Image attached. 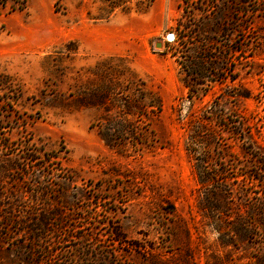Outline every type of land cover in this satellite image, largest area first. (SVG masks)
<instances>
[{
    "label": "rangeland",
    "instance_id": "1",
    "mask_svg": "<svg viewBox=\"0 0 264 264\" xmlns=\"http://www.w3.org/2000/svg\"><path fill=\"white\" fill-rule=\"evenodd\" d=\"M117 1L0 6V264H264L263 194L214 122L255 115L264 147V0ZM218 16L244 27L220 39L239 50L191 99L181 62L198 42L164 37L202 24L208 38ZM196 132L217 135L202 176ZM108 221L137 248L112 246Z\"/></svg>",
    "mask_w": 264,
    "mask_h": 264
},
{
    "label": "trees",
    "instance_id": "2",
    "mask_svg": "<svg viewBox=\"0 0 264 264\" xmlns=\"http://www.w3.org/2000/svg\"><path fill=\"white\" fill-rule=\"evenodd\" d=\"M9 0H0V6L6 7ZM140 2L141 0H118L116 5H114V8H121L122 10H128V3L130 2ZM25 2V1H24ZM21 3L18 6L13 7V9L18 10H24L25 9V3ZM206 1L203 2L205 4ZM209 2V0H208ZM207 2V3H208ZM219 1L212 2L211 8L215 9H221L224 6V4L228 5V8L232 9L234 12H241L242 10H245L244 6H248L252 2V0H223L220 5L218 4ZM152 1L149 0L148 4L144 8H140L138 10L140 11H146L148 8H150ZM219 6L218 8H216ZM256 12V11H254ZM112 13L108 15L106 18H100V19H108ZM219 14V13H218ZM219 16L215 18V20L212 22L211 29L214 32V35L209 36L205 35V26L200 24L197 26V30L194 31V36L192 33V29L186 28L185 33L181 31L180 25L177 26L176 30V38L177 43H180L183 48L187 47L190 40H197L198 44L195 49H192L193 53H189L185 55L184 61L181 62L182 68L184 69V74L182 77L183 83L186 85V87L189 89V97L193 99L195 96L200 95V91H202L203 95L206 94L207 89H203L202 86L206 85V82L210 80L211 74H213L212 70V64L214 61H220L224 64H228L230 62L232 54L236 52L239 49L233 50L231 47L223 51L221 48L222 45L220 44L221 38H224L225 36L230 38L232 37L236 31L242 29V25H233V26H227L224 22H220ZM240 26V27H239ZM244 28V27H243ZM251 29V27H249ZM203 36V37H202ZM201 38V39H198ZM204 38V39H203ZM207 43V44H206ZM212 44V45H209ZM215 50V52H214ZM214 52L215 55L209 56L208 53ZM230 64V72L233 74L235 73V65L233 63ZM264 72V71H263ZM231 80L234 82L237 80L236 75H232ZM235 97V96H233ZM222 111V109H217V112ZM236 112V111H235ZM234 112V113H235ZM261 120L255 116H238L233 115L231 113L230 119H223V118H217L214 122L215 124L220 128V130L223 133H226L228 135V138L231 139L234 142H242V145L246 151V153L249 155L247 158V171L241 175L242 178L247 179V181L250 184V191L248 192L249 197H252V194H260L263 197L262 200V206L259 211H256V209H251V215L257 216L259 214V218L257 219L258 227L262 231V235L264 237V147L260 144L259 139L261 137L260 130H259V122ZM202 130L201 132L204 133L205 126H201ZM199 133V132H198ZM197 136H190L187 144L189 150L194 153L195 155H203L205 154V159H200L198 161L197 170L198 173L202 174L205 172L206 167L208 166V163L210 162L211 157H208L212 151L213 148V142L215 141V138L217 135L215 134H209L208 137H199L200 135L195 133ZM259 136V137H258ZM220 157L222 156L221 153H219ZM36 159L29 158L28 162H35ZM210 176V175H209ZM212 177H206L208 180L212 179L215 180L218 174L211 175ZM238 178V177H237ZM255 190V191H253ZM111 210V209H110ZM106 227L111 229L109 236L111 238V242L113 243L112 246H115V248H119L121 250H125V248H129L131 250H135L137 248L135 241H130L126 234L123 232L121 228L118 226H113L110 221L104 223ZM39 230V229H36ZM236 232V230L234 229ZM92 240H96L92 237ZM262 262H264V257L262 258Z\"/></svg>",
    "mask_w": 264,
    "mask_h": 264
},
{
    "label": "built area",
    "instance_id": "3",
    "mask_svg": "<svg viewBox=\"0 0 264 264\" xmlns=\"http://www.w3.org/2000/svg\"><path fill=\"white\" fill-rule=\"evenodd\" d=\"M164 40L169 44H175L177 42L176 34L175 33H167L164 37Z\"/></svg>",
    "mask_w": 264,
    "mask_h": 264
},
{
    "label": "water",
    "instance_id": "4",
    "mask_svg": "<svg viewBox=\"0 0 264 264\" xmlns=\"http://www.w3.org/2000/svg\"><path fill=\"white\" fill-rule=\"evenodd\" d=\"M162 45L161 44H158L157 47H161Z\"/></svg>",
    "mask_w": 264,
    "mask_h": 264
}]
</instances>
